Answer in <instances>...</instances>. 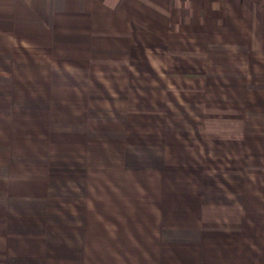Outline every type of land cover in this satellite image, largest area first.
<instances>
[{
    "label": "crops",
    "instance_id": "crops-1",
    "mask_svg": "<svg viewBox=\"0 0 264 264\" xmlns=\"http://www.w3.org/2000/svg\"><path fill=\"white\" fill-rule=\"evenodd\" d=\"M0 264H264V0H0Z\"/></svg>",
    "mask_w": 264,
    "mask_h": 264
}]
</instances>
